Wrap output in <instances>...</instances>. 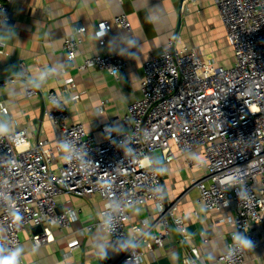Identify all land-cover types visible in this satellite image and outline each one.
Segmentation results:
<instances>
[{"label": "built area", "instance_id": "obj_1", "mask_svg": "<svg viewBox=\"0 0 264 264\" xmlns=\"http://www.w3.org/2000/svg\"><path fill=\"white\" fill-rule=\"evenodd\" d=\"M234 49L230 66L205 61L194 48L179 47L172 38L161 53L145 59L141 81L142 96L128 106L127 126L112 122L101 125L104 138L86 130L83 123L69 124L70 113L54 90L48 93L44 114L59 133L54 140L33 142L26 127L4 128L7 105L0 103V256L17 253L21 232L30 225L41 226L34 233V247L54 240L53 227L65 228L78 218L68 207L58 211V197L64 192L89 197L99 194L103 209L88 226L98 227L111 236L119 257L106 264H143L140 245L152 248L148 234L157 245L173 227L182 239L190 237L178 201H168L161 166L174 160L175 149L188 156L201 149L205 172L194 179L205 210L221 211L234 202L233 214L222 217L233 230L218 262L243 264L247 249L264 244V0H214ZM15 0H0V33L12 24ZM115 23L131 29L128 14L115 17ZM108 21L98 23L95 37L106 43ZM85 25L76 27L84 34ZM82 37L75 33L64 39L66 62L62 74L79 54ZM4 42L0 38V52ZM129 60L120 52L94 53L83 57L79 69L98 67L120 78ZM19 73L0 80V86L17 77L25 79L26 97L38 94V85L29 79L24 61ZM76 87L72 77L65 79V90ZM61 155L59 165H55ZM192 165V159L188 160ZM57 167L58 171H55ZM152 202L154 219H142L126 232L129 210ZM147 226V228L145 227ZM260 261V258H256ZM183 264L209 263L197 246H190Z\"/></svg>", "mask_w": 264, "mask_h": 264}, {"label": "crops", "instance_id": "obj_2", "mask_svg": "<svg viewBox=\"0 0 264 264\" xmlns=\"http://www.w3.org/2000/svg\"><path fill=\"white\" fill-rule=\"evenodd\" d=\"M123 12L128 14L131 29L115 23V17ZM103 20L108 21L110 29L105 45L100 46L95 30ZM79 25L86 26L84 34L75 32ZM210 29L229 44L214 0H15L11 27L0 33L4 42L0 52V80L17 75L19 66L15 64L24 61L29 79L38 85V94L26 97L25 79L21 77L11 84L1 85L0 103L9 108V115L2 116L4 128L13 131L26 127L33 142L39 138L54 140L60 129L44 114L50 90L63 99L70 113L69 124L83 123L86 130L99 139L104 138L103 123L112 122L117 128H125L128 106L142 96L145 59L151 53L163 52L170 39L173 38L179 47L194 48L205 61L213 60L225 66L234 63V49L230 44L231 52L227 54L216 47L209 50L205 33L212 31ZM74 33L82 37L79 54L62 74L60 69L67 56L64 39ZM116 51L129 60L120 78L98 67L78 68L84 56ZM67 77L75 80L72 92L75 98L65 90ZM175 152L174 160L161 166L163 184L168 201H178V212L184 218L190 237L182 239L173 227L163 245H157L153 232H159L161 227H155L147 236L152 248L146 242L140 245L143 264H183L190 246H197L209 263L226 264L217 259L226 250L233 228L222 217L233 214L234 202L221 211L205 210L199 190L193 185L194 179L205 172L203 152L197 149L188 156L177 149ZM190 158L192 165L188 163ZM60 161L61 155L55 165ZM103 206L104 200L99 194L89 197L70 192L61 194L58 211L73 207L78 211V218L63 229L54 226V240L37 248L33 235L40 231L39 228L36 225L26 227L17 245V264H106L116 260L119 253L109 233L98 227H88ZM155 216L152 202L132 207L125 228L127 234L133 235L135 223ZM263 229V223L253 227V231ZM244 246L247 253L243 264H264V244L255 250L250 249L248 241H244Z\"/></svg>", "mask_w": 264, "mask_h": 264}, {"label": "rangeland", "instance_id": "obj_3", "mask_svg": "<svg viewBox=\"0 0 264 264\" xmlns=\"http://www.w3.org/2000/svg\"><path fill=\"white\" fill-rule=\"evenodd\" d=\"M212 31L207 30V32L205 33V40L207 41V47L209 48V50H213L212 48H219V51L227 54L231 52V47L229 46V44L225 43V40L223 39H219L218 36H216L215 32L213 31V29H210ZM219 53V52H218Z\"/></svg>", "mask_w": 264, "mask_h": 264}, {"label": "clouds", "instance_id": "obj_4", "mask_svg": "<svg viewBox=\"0 0 264 264\" xmlns=\"http://www.w3.org/2000/svg\"><path fill=\"white\" fill-rule=\"evenodd\" d=\"M17 253H13L9 256H0V264H17Z\"/></svg>", "mask_w": 264, "mask_h": 264}, {"label": "water", "instance_id": "obj_5", "mask_svg": "<svg viewBox=\"0 0 264 264\" xmlns=\"http://www.w3.org/2000/svg\"><path fill=\"white\" fill-rule=\"evenodd\" d=\"M15 66H18V64H15ZM10 69H12V68H10ZM61 211H62V209H61ZM37 228H39L40 231L42 230V227L41 226H37Z\"/></svg>", "mask_w": 264, "mask_h": 264}]
</instances>
